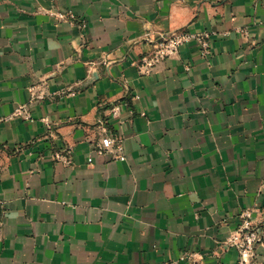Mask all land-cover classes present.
Returning a JSON list of instances; mask_svg holds the SVG:
<instances>
[{
	"label": "crops",
	"instance_id": "crops-1",
	"mask_svg": "<svg viewBox=\"0 0 264 264\" xmlns=\"http://www.w3.org/2000/svg\"><path fill=\"white\" fill-rule=\"evenodd\" d=\"M177 31L211 55L145 73ZM245 211L264 231V0H0V264H238Z\"/></svg>",
	"mask_w": 264,
	"mask_h": 264
},
{
	"label": "built area",
	"instance_id": "built-area-1",
	"mask_svg": "<svg viewBox=\"0 0 264 264\" xmlns=\"http://www.w3.org/2000/svg\"><path fill=\"white\" fill-rule=\"evenodd\" d=\"M60 19H74V15H60ZM148 43L151 45V52L149 55L141 59L140 67L145 73H151L160 63L177 56L180 50L187 44H197L204 56L211 55L210 47V34L207 32L192 33L189 31H177L170 34H160L158 37H149ZM121 113L120 106H115L111 110V116L118 117ZM16 116H24L27 120L31 119L27 115L25 107L19 108ZM95 152L98 155H107L115 153L116 158L126 160L125 146L121 139L113 137L112 135L105 136L97 145ZM72 150L65 147L55 153L58 160L66 164H71ZM93 159L90 158L89 162L92 163ZM243 222L239 229H237L230 238V244L236 247L240 254L238 264H254L257 256V245L262 240L263 232L261 228L255 226L251 220V212L245 211L242 214Z\"/></svg>",
	"mask_w": 264,
	"mask_h": 264
}]
</instances>
